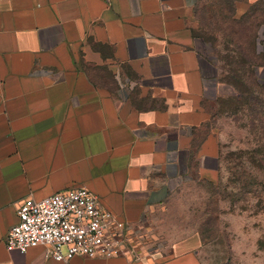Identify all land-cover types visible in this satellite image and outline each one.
<instances>
[{
	"label": "crops",
	"instance_id": "crops-1",
	"mask_svg": "<svg viewBox=\"0 0 264 264\" xmlns=\"http://www.w3.org/2000/svg\"><path fill=\"white\" fill-rule=\"evenodd\" d=\"M199 0H0V264H216L198 233L160 259L7 251L26 201L86 188L130 229L195 176L214 182L205 124L216 76L197 31ZM264 0H236L235 18ZM264 37L260 27L257 37Z\"/></svg>",
	"mask_w": 264,
	"mask_h": 264
},
{
	"label": "rangeland",
	"instance_id": "rangeland-1",
	"mask_svg": "<svg viewBox=\"0 0 264 264\" xmlns=\"http://www.w3.org/2000/svg\"><path fill=\"white\" fill-rule=\"evenodd\" d=\"M213 3L199 0L195 14L211 61L217 52L220 55L226 48L231 50L219 33L236 32V44L251 49L252 33L228 25L229 18L218 17ZM255 24L249 21L247 28L254 31ZM255 43V53L262 54L264 60V37L258 36ZM263 70L257 73L262 80ZM219 94L208 83L202 101L208 114L205 128L219 144L221 163L215 181L209 183L195 176L176 180L168 197L130 229L122 255L135 262L160 259L167 255L172 242L198 233L205 245L204 255L216 264H264V116H258L261 124L255 129H249L243 119L224 114L213 117L216 110L212 102ZM258 98L264 104V96Z\"/></svg>",
	"mask_w": 264,
	"mask_h": 264
},
{
	"label": "built area",
	"instance_id": "built-area-1",
	"mask_svg": "<svg viewBox=\"0 0 264 264\" xmlns=\"http://www.w3.org/2000/svg\"><path fill=\"white\" fill-rule=\"evenodd\" d=\"M16 216L4 239L9 252L24 254L46 246L49 257L63 263L73 257L109 259L123 254L128 226L101 208L86 188L23 202Z\"/></svg>",
	"mask_w": 264,
	"mask_h": 264
},
{
	"label": "trees",
	"instance_id": "trees-1",
	"mask_svg": "<svg viewBox=\"0 0 264 264\" xmlns=\"http://www.w3.org/2000/svg\"><path fill=\"white\" fill-rule=\"evenodd\" d=\"M235 1L214 0L213 5L218 8L215 13L218 17L227 16L230 20L228 25L236 26L243 32H251L253 41L251 49L246 50L243 48L245 44H236V32H231L229 35L219 33L231 50L227 48L222 50L221 56L217 52L215 61H211L216 68V76L209 83H212L220 93L212 102L216 110L213 117L224 114L229 118L243 119L249 129H255L256 124H261L258 116H264L262 111L264 104L258 98L260 95L264 96V80L257 76L259 69L264 68V60L262 54L255 53L257 32L260 27H264V4L257 2L246 14L237 19L234 12ZM249 21H256L254 31L247 28ZM197 31L199 38L205 43L199 22H197ZM207 125L206 123L205 126Z\"/></svg>",
	"mask_w": 264,
	"mask_h": 264
}]
</instances>
